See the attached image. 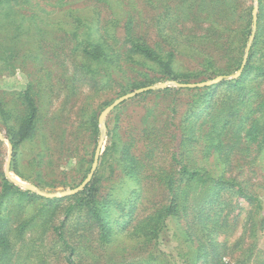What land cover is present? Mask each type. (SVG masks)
Here are the masks:
<instances>
[{"label":"rangeland","instance_id":"374dc122","mask_svg":"<svg viewBox=\"0 0 264 264\" xmlns=\"http://www.w3.org/2000/svg\"><path fill=\"white\" fill-rule=\"evenodd\" d=\"M228 1L231 0H223ZM234 1L237 4L235 14L240 8L248 10L252 6L253 10L255 4L257 12L259 6L262 9L258 21L260 44L256 52L259 57L264 45V0ZM131 2L130 10H99L104 6L96 5L93 0H0V13L5 10L16 20L21 18L24 21L15 28L11 23L7 30H15V38L10 42H0V105L5 110L10 109L11 114L18 115L19 105L16 102L18 100L20 103V100L12 93L30 88L37 108L35 133L14 150L10 166L12 164L17 173L9 167L10 178L22 184L35 185L45 194L71 190L85 179L93 163L92 125L97 122L100 132L98 143L102 133L99 115L117 98L165 81L196 83L219 75L230 76L235 72L200 75L203 71L200 62L206 67L208 60L219 66L225 61L220 52H211L213 59L208 58L207 51L200 53L202 49L198 45L204 42L199 36L209 25L208 20L202 18L208 15L207 12L211 14L216 11L213 9L217 8L219 0L179 2L175 11L180 15L173 22L176 28L170 29L176 30V40L180 44L173 49L171 65L172 75L176 79L161 77L160 71L150 64H104L102 58V63L94 61L89 65L100 67L88 70L86 66L89 63L82 50L84 43L81 38L84 36L73 35L76 28L71 25L77 26L76 23L63 25L62 21L70 16H86L84 21H92L93 27V23L97 25L95 22L98 18L108 19L109 11L116 12L117 16L124 17L117 20L121 36L123 25L127 23L126 16L132 13L136 33L149 45L160 42L159 31L163 25L166 29L172 26L163 20V11L166 6H175L177 1ZM196 11L200 15L198 13L196 16ZM89 14L94 17L89 18ZM243 22L234 21L231 25L233 33L240 29L239 25H243ZM12 47L14 53L9 57L7 49ZM230 80L228 77L222 85L215 87L210 112H213L220 97L232 91L228 85ZM251 85L260 90L264 88V82L253 80ZM165 88H170V91L162 93L157 91L161 88H155L151 92L137 93L117 104L103 120L102 143L89 182L95 181L98 201L106 200L113 208L117 207L111 212V220L116 217L118 224L114 225L115 231L107 243L98 240L95 226L87 228L84 215L80 217L73 212L64 220V210L73 203L74 194L47 198L12 182L5 175L7 143L0 140V189L1 178L5 176L15 186L35 195L34 198L12 196L7 204L0 200V215L6 218L8 226H16V220L27 223L25 228L13 232L15 237L12 236L14 242L10 259L0 264H67L65 260L70 249L73 253L72 264H126L130 258V261L142 259L141 264H190V256L186 257V253L200 245L199 239H202L201 246L207 247L199 224L192 221L186 224L183 218H171L158 233L157 239L152 241L125 235V231L131 228L125 227V224L132 216L124 214L135 203L136 191L140 186L147 187L150 192L139 201L138 210L143 214L151 213L163 203L167 193V189L163 191L157 185L158 179H165L173 170H181L184 166L187 170L224 172L225 179H234L259 196V213L264 215V147L259 151L251 148L243 154L228 155V152L223 157L218 152L207 153L201 134L206 127L203 122H206L209 114L203 111L191 119L193 124L183 125V114L188 108L186 102L190 100V94L186 90L175 91L180 87L173 84ZM14 120L12 116L6 123L13 125ZM5 126L0 117V133L9 142ZM161 128L163 130L159 131ZM180 131L184 133L185 142L178 153H172L173 146L181 138ZM118 150L125 151L127 157L138 161L141 181L136 182L137 178L127 173L128 169H122L123 164L118 162ZM49 200L55 201L50 204ZM226 204L229 205L225 207ZM210 215L217 219V230L212 237L220 243L221 251L225 250L222 257L224 264H236L240 252L252 244H256L260 257L264 258V226L261 228L259 225V215L253 214L251 204L235 194H223L220 204H214L211 208ZM62 223L60 232L70 247L58 236L57 228ZM81 227L86 229L82 235ZM133 248L135 251L132 252ZM125 249H129L132 255H125ZM137 254L140 256H135ZM124 256L128 258L124 259ZM191 262L212 264V259L208 255Z\"/></svg>","mask_w":264,"mask_h":264},{"label":"trees","instance_id":"16d2710c","mask_svg":"<svg viewBox=\"0 0 264 264\" xmlns=\"http://www.w3.org/2000/svg\"><path fill=\"white\" fill-rule=\"evenodd\" d=\"M29 1V0H28ZM60 2L61 0H55ZM96 5L102 4L103 9L99 10H130L131 0H93ZM126 1L128 3H126ZM176 5L166 6L163 11V20L166 24H171V27L167 26V29L163 25L160 32V38L162 40L156 41V44L149 45L138 35L134 29V15L129 13L126 16L127 23L123 25L122 34L119 36V28L117 24L118 19L124 17L117 16L118 14L112 11L108 12V19L98 18L93 27L88 19L84 21L85 17L75 16L67 17L63 20V25L76 23L74 27L75 31L73 35L81 36L83 41V53L88 64L87 69H97L100 66H89L94 61L104 64L129 62L137 63L139 66H145L150 64L155 66L160 73L161 77L173 78L172 62H173V49L180 44L177 42L176 30H170L176 28L173 22L179 17L180 13H176L179 2L184 0H176ZM210 1V0H209ZM29 3V2H28ZM27 3V4H28ZM211 5V3L209 4ZM216 10L211 14L204 16L202 19L208 20L209 25L204 30L203 34H200L199 39H203L204 42H200L201 52L207 51V56L213 59L211 52H220L221 57H225V61L222 66L213 64L212 60L206 61V67L202 62L201 76L208 74H216L220 72L233 73L241 65L243 55L248 43V38L251 34L252 26V6L246 10H237L234 0L223 2L219 0L217 2ZM71 10V9H68ZM91 10V9H89ZM204 10V9H200ZM261 7H258L256 30L254 37L250 45L248 56L242 72L239 77L231 78L228 85L232 88L230 93L220 97L213 108V112H210L209 105L214 96V89L216 86L222 85L223 80L219 83L198 87V88H175V91L186 90L190 94V100L186 103V107L183 114V125L193 124L191 119L199 116L203 111H207L205 130L201 134L202 141L204 142V148L207 153H219L221 157L224 155L238 153L243 154L245 151L255 148L257 151L261 147H264V88L258 89L251 85L253 80L264 82V45L261 48L259 57L256 56L257 48L260 44L259 39V19L261 17ZM199 12L196 11V16ZM88 14V13H87ZM116 14V15H115ZM200 15V13H199ZM93 14H89V18ZM195 16V17H196ZM194 17V16H193ZM195 19V18H194ZM236 21H244L243 25H239L240 29L233 33L231 25ZM23 19L16 20L14 16H10L8 11L0 13V42H10L15 38L14 32H8L7 27L13 23L14 28L23 23ZM117 28V29H116ZM7 34L5 35V32ZM157 32V31H156ZM164 43V44H163ZM167 43V44H166ZM168 47V48H167ZM4 48V47H3ZM170 48V50H169ZM6 49V48H5ZM13 47L7 49L9 57L13 56ZM193 49H196L193 47ZM101 58L103 59L101 61ZM214 61V60H213ZM90 67V68H89ZM87 70V71H88ZM90 70V71H91ZM172 75V76H171ZM157 91L165 93L170 91V88L158 89ZM156 91V92H157ZM144 92H151L147 90ZM143 93V92H142ZM20 100L18 115L11 114L10 109L5 110L0 105V117L6 124L7 140L12 145V157L13 160L14 150L22 141L31 137L36 130V118L37 108L34 98L30 94V88L23 89L19 92H14ZM212 106V105H211ZM14 117V124L9 125L6 123L9 118ZM188 122V123H187ZM163 130L161 128L159 131ZM187 132L186 130H182ZM180 131L181 137L179 142L173 146L172 153H178L185 142L184 133ZM241 132V134H240ZM91 133L93 134V150L91 152V160L93 158L94 150L99 137V130L97 122L92 125ZM191 133V132H190ZM239 135V136H238ZM237 137V138H236ZM127 148V147H126ZM118 162L123 164L122 169L127 170L134 178H137L136 182L142 180L139 176L138 161L132 160L127 157L125 151L119 152ZM12 163V161H11ZM10 170L17 173L15 167L11 164ZM224 172L210 171L206 169L201 170H187L186 166L181 170H173L171 174H168L166 178L158 179L157 185L164 191L167 189V193L164 195L165 200L163 203L153 210L151 213L143 214L139 212V201L142 198H146L150 190L143 186H140L139 191H136L135 203H132L128 207V211L125 216H132L131 220L127 221L125 227H130V230L125 231V235L129 234L132 238H143L147 241L157 239L158 233L165 228L166 223L171 218L184 219L186 224L191 221L200 225V231L203 233V237L206 240V248L198 245L193 251L186 253V257L190 256V264H194L191 261H196L201 257H207L211 255L212 264H224L222 257L225 253L221 251L220 243L214 241L213 234L217 230V219L215 220L211 215V208L214 204H220V199L223 194L236 195L243 198L249 204L252 205L253 214L259 215V225L261 228L264 226V215L259 213L260 199L253 191L246 190L240 182H235L234 179H225ZM163 191H161L163 193ZM160 192V193H161ZM97 187H95L94 179L89 182L82 190L75 193L72 197L73 203L66 206L64 214L67 220V215L76 214L80 217L85 216L87 222V228L95 226L98 229V240L107 243L111 239V235L114 233V225L118 224V219L111 220V212L117 207L113 208L109 205V202L98 201L96 196ZM25 196L28 198H34V194L28 190H22L18 186L11 183L5 176L1 178L0 200L1 203H6L8 198L12 196ZM55 200H49L50 204ZM229 204L224 205L225 207ZM80 220V218H79ZM77 220V221H79ZM64 222V221H63ZM81 223L83 226L84 223ZM16 226H8L7 220L3 215H0V263L7 262L10 259V249L13 245V232L16 229L21 230L25 228L27 223H20L19 221L14 223ZM60 224L58 229V236L65 241ZM81 234L86 232V229L81 227ZM124 235V236H125ZM13 236V237H12ZM18 236H16L17 238ZM201 238V237H200ZM133 242V241H132ZM67 247H70L67 243ZM130 249V248H129ZM125 249V255H129L130 250ZM135 249H132V252ZM72 251L66 257L65 262L72 264ZM131 254V253H130ZM190 254V255H189ZM132 255V254H131ZM135 256H140L137 254ZM135 256H132L134 258ZM123 257V256H122ZM147 257V256H145ZM237 257V256H236ZM128 256H124L127 259ZM131 259V258H130ZM128 261L126 264H141L142 259L136 261ZM236 258H234L235 260ZM236 264H264V258L260 257L256 244L249 245L242 250L236 259ZM228 264V263H226Z\"/></svg>","mask_w":264,"mask_h":264},{"label":"water","instance_id":"95a60500","mask_svg":"<svg viewBox=\"0 0 264 264\" xmlns=\"http://www.w3.org/2000/svg\"><path fill=\"white\" fill-rule=\"evenodd\" d=\"M256 20H257V5L255 4L254 7H253V10H252V31H251V35L249 37V41H248L246 49H245V53H244L241 65L230 76L219 75V76H216L215 78H213L211 80H206V81H201V82H196V83H180V82H176V81H173V82L165 81V82L158 83L156 85L145 86V87L139 88V89H137V90H135L133 92L124 94V95L120 96L119 98H117L115 101H113L110 105H108L99 115V119L98 120H99L100 127L102 129V133L100 135V140L97 143V146H96V149H95L92 166L90 168V171H89L88 175L85 177V179L77 187H75V188H73L71 190H65V191H60V192H57V193L45 194V193L40 192L35 185L22 184L19 181H16V180L10 178V176H9V167H10V161H11V157H12V145L9 142H7L4 139L3 135L0 133V140L1 141H5L7 143V147H8L5 175L8 176L11 179V181L14 182L16 185L22 186L23 188L29 189L30 191L36 192L37 194L42 195L43 197H47V198H61V197H64L66 195L75 194V193L79 192L89 182V180H90V178H91V176H92V174L94 172V169L96 167V163H97V159H98V153H99V150H100V147H101V143H102V135L104 134V127L105 126H104V121L103 120H104L105 116L117 104H119L122 101H124V100H126V99H128V98H130V97H132L134 95H136L137 93H142L144 91L152 90V89H155V88H161L162 89V88L167 87L169 84H173V85H175L177 87H180V88H198V87L210 86V85L219 83L220 81H222V80H224V79H226L228 77L229 78H233V79L239 77L241 72H242V69L244 67V64L246 62V59H247V56H248V52H249V49H250V45H251V41H252V39L254 37V32H255V28H256Z\"/></svg>","mask_w":264,"mask_h":264}]
</instances>
